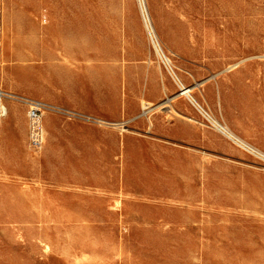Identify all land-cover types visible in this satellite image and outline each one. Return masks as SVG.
<instances>
[{
  "label": "rangeland",
  "instance_id": "374dc122",
  "mask_svg": "<svg viewBox=\"0 0 264 264\" xmlns=\"http://www.w3.org/2000/svg\"><path fill=\"white\" fill-rule=\"evenodd\" d=\"M63 1L48 59L0 42V86L46 104L39 147L22 100L0 121V264H264V156L154 43L264 152V0H145L150 29L139 0Z\"/></svg>",
  "mask_w": 264,
  "mask_h": 264
},
{
  "label": "crops",
  "instance_id": "0c3cea01",
  "mask_svg": "<svg viewBox=\"0 0 264 264\" xmlns=\"http://www.w3.org/2000/svg\"><path fill=\"white\" fill-rule=\"evenodd\" d=\"M64 3L63 0H0L1 45H14L11 55L18 60L48 59L49 57L45 56L48 50L41 46L51 44L52 39L57 43H63L62 36L64 28H66L64 25L66 14L61 11L57 12L55 9L57 6L62 7ZM13 6L15 10H11ZM41 15H45L46 18L43 22L40 20ZM6 53L7 51H2V55ZM238 65L228 68V70L237 68ZM220 87L219 85V91L221 92ZM151 96L155 99L161 97L160 90L156 89ZM151 106L149 105V108L146 106L148 108L146 113L159 108V105ZM18 125H20L19 122L14 119H6L0 122V141L7 136V132L16 135L14 131H16L15 127ZM7 156L6 150L0 147V175L8 172ZM3 188L6 195L7 185L0 180V199Z\"/></svg>",
  "mask_w": 264,
  "mask_h": 264
},
{
  "label": "bare ground",
  "instance_id": "6f19581e",
  "mask_svg": "<svg viewBox=\"0 0 264 264\" xmlns=\"http://www.w3.org/2000/svg\"><path fill=\"white\" fill-rule=\"evenodd\" d=\"M140 3V7L142 10V16L145 20L146 26L150 29L149 27V18H148V13H147V9H146V3L145 0H139L138 1ZM158 40V39H157ZM155 43V48L157 50L158 55L160 56V58L164 61V63L168 66L171 74L174 76V78L176 80H178L183 86L182 90L180 91V94L185 95L192 103L193 105L208 119L210 120L213 125L219 129L220 132H222L224 135H226L227 137H229L231 140H233L235 143L246 147L248 149H251V151L257 152L259 155H262L261 157L264 156V152H262L261 150L254 148L249 142H247L245 139H243L241 136L237 135L227 124H224L222 122H220L215 116H213L209 111H207L205 109V107L194 97V95L192 94V87L189 86H185L179 76L177 75V73L175 72L174 68L172 67V60L171 58L166 54V52L164 51L163 47L161 46V44L159 42H154ZM247 149V150H248Z\"/></svg>",
  "mask_w": 264,
  "mask_h": 264
},
{
  "label": "built area",
  "instance_id": "2783aa9c",
  "mask_svg": "<svg viewBox=\"0 0 264 264\" xmlns=\"http://www.w3.org/2000/svg\"><path fill=\"white\" fill-rule=\"evenodd\" d=\"M183 86L181 87L182 90ZM22 100L28 107L29 137L34 147H39L44 140L42 115L46 109L45 102L35 98L19 97L0 86V121L8 116V103L14 100Z\"/></svg>",
  "mask_w": 264,
  "mask_h": 264
}]
</instances>
